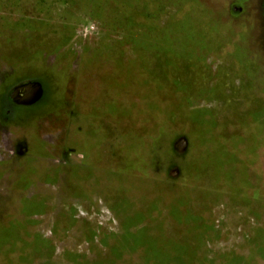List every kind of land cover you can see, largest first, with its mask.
Segmentation results:
<instances>
[{
    "label": "rangeland",
    "instance_id": "obj_1",
    "mask_svg": "<svg viewBox=\"0 0 264 264\" xmlns=\"http://www.w3.org/2000/svg\"><path fill=\"white\" fill-rule=\"evenodd\" d=\"M9 224L0 264H264V0H0Z\"/></svg>",
    "mask_w": 264,
    "mask_h": 264
},
{
    "label": "crops",
    "instance_id": "obj_2",
    "mask_svg": "<svg viewBox=\"0 0 264 264\" xmlns=\"http://www.w3.org/2000/svg\"><path fill=\"white\" fill-rule=\"evenodd\" d=\"M11 224H9V227H7L6 229H4V230H0V232H1V235H0V237L1 238H3V239H7V238H10V236L11 237H16L15 236V231H13V228L15 227H13L12 225L10 226ZM11 227H13V228H11ZM3 232H5V234H2ZM14 232V233H13ZM4 237H3V236ZM263 243V244H262ZM258 247H259V249H261V250H263L264 251V238H262V242H260L259 241V244L257 245ZM256 256H257V252H256ZM262 263H264V262H262Z\"/></svg>",
    "mask_w": 264,
    "mask_h": 264
},
{
    "label": "trees",
    "instance_id": "obj_3",
    "mask_svg": "<svg viewBox=\"0 0 264 264\" xmlns=\"http://www.w3.org/2000/svg\"><path fill=\"white\" fill-rule=\"evenodd\" d=\"M51 1H56V0H51ZM58 1V0H57ZM184 220H185V222L187 223V226L188 225H190V224H193L192 222H195V221H193L192 220V218L191 217H184ZM195 225V224H194ZM198 225H199V223H198ZM200 226V225H199ZM208 228V227H207ZM206 228V229H207ZM211 229H212V227H211ZM258 256V255H257ZM263 257H264V255H263ZM262 262H264V258H263V261ZM224 264H251V262L249 261V262H243L240 258H235V257H233L232 259H230V260H227Z\"/></svg>",
    "mask_w": 264,
    "mask_h": 264
}]
</instances>
